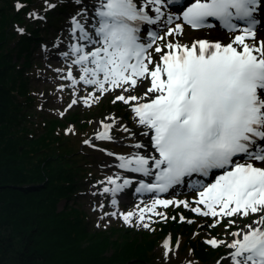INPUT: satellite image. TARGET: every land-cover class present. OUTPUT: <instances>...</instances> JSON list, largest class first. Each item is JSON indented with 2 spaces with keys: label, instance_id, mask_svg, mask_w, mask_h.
I'll list each match as a JSON object with an SVG mask.
<instances>
[{
  "label": "snow or ice",
  "instance_id": "6c2138e0",
  "mask_svg": "<svg viewBox=\"0 0 264 264\" xmlns=\"http://www.w3.org/2000/svg\"><path fill=\"white\" fill-rule=\"evenodd\" d=\"M72 3L80 10L70 18L68 50L59 52L71 63L66 71L55 69L62 74L60 79L70 82L58 90H74L65 111L78 103L91 107L104 94L115 92L112 103L128 105L142 130L137 133L121 125L117 117L106 115L98 122L102 130L94 138L114 141L112 129L119 126L127 134L125 139L136 141L128 145L136 151L116 155V167L152 178L151 182L139 180L135 192L155 194L144 207L137 205V210L126 213L103 212L100 219L119 215L126 225L149 229L146 220L152 216L168 219L158 207L181 205L212 218L200 227H216L224 218H237L223 225L230 240L209 238L206 243L230 250L221 257L224 264H264V36L258 35L264 30V0ZM45 4L46 10L56 7L48 0ZM173 5L179 12L171 9ZM15 7L19 11L24 5ZM29 16L44 19L35 11ZM186 28L208 32L203 37L189 35L185 41ZM17 31L25 33L21 27ZM62 43L53 47L59 49ZM41 47L48 50L47 45ZM77 85L91 90L81 96ZM141 137L150 142V154L142 151L146 146ZM83 143L95 147L92 140ZM98 183L100 194L110 196L116 207L117 194L134 180L116 174ZM177 186H186L194 199L160 198L159 194ZM104 207L99 205L101 210ZM249 216L254 217L249 223L239 224L240 218ZM185 219L180 216L181 222ZM234 225L235 230L227 232ZM162 247L163 259L168 260L174 254L170 236Z\"/></svg>",
  "mask_w": 264,
  "mask_h": 264
},
{
  "label": "trees",
  "instance_id": "16d2710c",
  "mask_svg": "<svg viewBox=\"0 0 264 264\" xmlns=\"http://www.w3.org/2000/svg\"><path fill=\"white\" fill-rule=\"evenodd\" d=\"M31 1H20L24 7L19 11L12 0L0 3V264H164L156 260L159 244L150 231L118 239L111 230L91 232L80 208L59 210L58 204L76 196L80 182L96 173L80 164L84 151L75 154L72 137L62 130L66 120L32 111L35 100L22 68L29 64L31 44L46 41L37 20L25 19ZM17 24L25 29L23 35L14 30ZM187 210L173 206L156 231L182 228L180 212ZM186 237L195 264L217 260L205 236Z\"/></svg>",
  "mask_w": 264,
  "mask_h": 264
},
{
  "label": "rangeland",
  "instance_id": "374dc122",
  "mask_svg": "<svg viewBox=\"0 0 264 264\" xmlns=\"http://www.w3.org/2000/svg\"><path fill=\"white\" fill-rule=\"evenodd\" d=\"M22 0H12V5L14 10H16L15 5L20 3ZM2 3V0H0ZM48 3L56 4L55 8L46 10L45 0H32L30 9L28 13L24 14L27 21H36V27L39 28V33L41 37L45 39L46 43L38 41L37 43L33 42L31 44V53L29 56V64L26 65L22 70L28 76V88L31 95L34 97L33 107L35 113L43 115V117H55L57 119L66 120V124L62 127V130L70 135L75 143V154H79L84 151V157L81 160V165H89L93 168L96 175L89 176L82 180L80 183V189L76 196H72L69 200H63L58 204L59 210L67 209L70 206H75L80 208L86 213V222L91 232H108L114 231L115 236L118 239H129L132 236H145L143 233L144 230L150 231V237L157 240L156 243L159 244L156 252V260L162 261L164 264H195V258L192 253H190V248L187 243V234L193 233L196 237L205 236V238H216L221 240H230L231 237L228 236L224 230L223 225L227 223L228 219H237V218H224L222 224L217 225L216 227H200L199 225L204 224L205 221L211 223L212 218L198 216L190 209L187 212H180V216L183 215L186 219L183 223L182 228L177 226H171L165 233H159L156 227L158 221L163 220L158 216H152L150 223V228L145 229L143 227L129 226L126 225L122 218L119 217H105L101 220L100 216L103 212H128L137 210V205L144 207L147 204L151 203V200L155 198V194H145L135 196V187L139 180L144 179L143 176L136 174L134 179V185L129 188H126L124 191L117 194L116 199L118 204L116 207H113L110 203V196L101 195L102 185L98 182L103 181L105 177L116 174H120L123 177H129L132 173L124 172L123 170L116 167L119 163L116 160V155H127L132 151H136L128 147L129 144L136 141L125 139L127 136L126 133L119 131V126L112 129V135L115 137V140L110 141H101L96 140L94 137L96 133L102 130L99 121L105 119L106 115H113L117 117L121 125H128L133 131L139 133L142 129L137 126L133 120V114L130 112L128 105L126 106L122 102L112 103L115 98L116 93L110 92L104 94L98 102L93 103L91 107L84 106L82 103L74 105L71 109L67 108V105L71 103L73 98V89L71 87H65L63 91H59L60 85H68L69 81L60 79L61 73L55 71V69L63 68L67 70L68 65L71 63V59L64 60L60 57L59 52L67 51V44L70 41L68 30L70 28V18L75 15L77 11L80 10V6L74 5L72 0H64L63 3L60 0H48ZM84 4H89L90 0H83ZM22 4V3H21ZM35 11L40 16L44 17L43 20L32 19L29 16V13ZM51 11L55 14L53 18L45 17V13ZM82 19V18H81ZM52 20V24L49 22ZM48 21V22H47ZM18 27L22 25L17 24L14 26V30L17 31ZM208 30H199L192 31L188 28L185 29L184 39L187 41L188 36H200L203 37L207 34ZM18 33V31H17ZM218 35L222 33H217ZM258 35L264 36V30L258 32ZM42 39V38H41ZM58 41H63L59 49L53 47ZM47 45L48 50L45 51L41 46ZM20 60V62H22ZM74 74L76 69L73 68ZM77 89L80 90V95L84 96L91 90L82 85H77ZM43 94V95H42ZM97 95H100L97 93ZM57 110L64 112L63 116L58 115ZM40 117V116H39ZM74 117V118H73ZM73 118V119H71ZM86 123L87 127L80 129L79 123ZM71 128L72 131L69 132L68 129ZM92 134L90 135V133ZM145 139L143 137L141 140ZM85 140H92V143L95 147L84 144ZM145 152V150H142ZM107 152L114 153L115 155L109 156ZM96 158V161L93 162V159ZM97 193V194H93ZM162 199H174V200H193V194L188 190L187 187H181L174 189L169 193L159 194ZM104 204V208L101 210L99 205ZM182 207L179 206V208ZM202 207V206H201ZM173 209V206L167 208L158 207V211L168 215ZM151 215V214H147ZM170 216V215H169ZM254 217L249 216L246 218H240L239 224H247ZM191 219L195 221L192 224L187 223V220ZM133 223L135 224V218ZM180 223V222H179ZM100 225L97 227V225ZM107 225V227H105ZM236 225L232 228L227 229V232L235 230ZM171 237V243L173 245V253L169 254L168 260H164V249L162 247L163 242L168 237ZM147 238V237H146ZM141 239V238H140ZM177 242L179 246L175 247ZM220 248V249H219ZM216 254L217 260L213 264H217L220 261V264H224V261L221 260L222 256H225L230 250L227 249L224 245H221L216 248H212Z\"/></svg>",
  "mask_w": 264,
  "mask_h": 264
},
{
  "label": "bare ground",
  "instance_id": "6f19581e",
  "mask_svg": "<svg viewBox=\"0 0 264 264\" xmlns=\"http://www.w3.org/2000/svg\"><path fill=\"white\" fill-rule=\"evenodd\" d=\"M141 141H142V143H144L145 146H146L145 149H144V150H145V153H149V154H150L151 151H152V150H151L150 142H149L147 139H142ZM151 181H152V180H149L148 182H151Z\"/></svg>",
  "mask_w": 264,
  "mask_h": 264
}]
</instances>
